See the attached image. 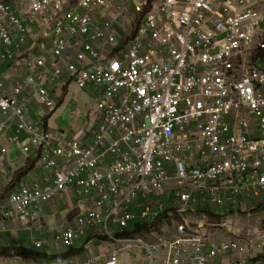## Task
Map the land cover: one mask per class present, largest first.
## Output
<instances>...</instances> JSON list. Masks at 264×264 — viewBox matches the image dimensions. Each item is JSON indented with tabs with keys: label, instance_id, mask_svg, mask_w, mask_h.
Listing matches in <instances>:
<instances>
[{
	"label": "built area",
	"instance_id": "2783aa9c",
	"mask_svg": "<svg viewBox=\"0 0 264 264\" xmlns=\"http://www.w3.org/2000/svg\"><path fill=\"white\" fill-rule=\"evenodd\" d=\"M10 60L27 77L10 94L0 81V142L15 122L11 141L26 138L45 181L12 192L0 220L39 222L72 192L76 217L52 246L89 239L83 264H123L126 252L143 264H264V230L232 219L264 205V0H0V63ZM41 73L98 91L91 144L89 129L66 138L29 116L31 94L58 108ZM206 207L220 223L195 214ZM162 215L156 244L116 238Z\"/></svg>",
	"mask_w": 264,
	"mask_h": 264
},
{
	"label": "crops",
	"instance_id": "0c3cea01",
	"mask_svg": "<svg viewBox=\"0 0 264 264\" xmlns=\"http://www.w3.org/2000/svg\"><path fill=\"white\" fill-rule=\"evenodd\" d=\"M12 11L16 16H21L24 12L19 3L10 4ZM22 49H10L15 55L16 60L21 58H28L26 53V47ZM48 45V49H49ZM20 58V59H18ZM12 60L0 63V81L4 82V92L10 94L13 86L18 81H24L27 77V73L22 71L15 65ZM13 64L15 70L18 71V75L15 78L10 76L8 68L10 64ZM51 67V65H49ZM40 79V80H39ZM38 81L46 80L47 87L52 97L57 101L58 108L53 113H48L45 109L36 104L31 94L25 98V101L21 100V103L27 109L29 116L35 121H43L45 126L48 127V131L52 133H59L66 138H70L73 133L79 129H89L90 135L87 143L91 144L94 139L95 131L97 128L98 120L93 116V110H95V103L99 96L98 91L94 88H89L85 91L78 90L75 85L70 84L66 78L57 79L53 81L51 75L41 73ZM67 90V92H66ZM72 100L75 110L73 113H77L75 116V124L73 130H70V124L60 121V113L68 105V101ZM38 106L40 109L38 111ZM88 106V107H86ZM47 115H50L47 116ZM49 117V118H48ZM57 120V122H56ZM46 129V128H45ZM15 136V122L11 126V129L5 135V139L0 142L1 147H10V152L6 157L0 155V207L6 209L9 208V195L12 192L19 189L23 184L28 182H38L43 184L45 181V173L42 168H39L38 158L35 152L25 156L22 152V143L27 142L25 137H20L18 142H12L11 140ZM11 138V139H10ZM20 180H16L18 173L30 169ZM77 205V197L74 193L69 192L63 195L61 198L56 199L52 203L45 205L42 212V219L39 222L24 223L20 222L14 214L9 217L2 218L0 220V250H5L10 247H19L25 249H34L35 242H46L45 247L41 250H36L48 256L64 255L68 251H60L56 247L52 246L55 241V237L69 227L75 217H70V212L74 211ZM76 214V213H75ZM88 240L79 242L76 250L81 251V254L68 261H49V260H25L22 258H10L2 256L0 258V264H72L73 262H79L81 264L90 260V253L85 251V245ZM59 252H58V251ZM100 251V248L96 249ZM121 261L123 264H143L145 262L144 255H131L126 253L122 254Z\"/></svg>",
	"mask_w": 264,
	"mask_h": 264
},
{
	"label": "rangeland",
	"instance_id": "374dc122",
	"mask_svg": "<svg viewBox=\"0 0 264 264\" xmlns=\"http://www.w3.org/2000/svg\"><path fill=\"white\" fill-rule=\"evenodd\" d=\"M8 73H10V76H13L15 75V78L17 77L18 75V71L15 70V67H13V64L11 63L10 64V67L8 68ZM67 92V90H66ZM38 108V111H39V107L36 106ZM88 107V106H86ZM75 110V107L73 106V103H72V100H69L68 101V105H66V107L62 110V112L60 113V121L59 122H66V123H69L70 124V130H73V126L75 124V116L76 114L73 113ZM50 117V115H47ZM48 117V118H49ZM57 122V120H56ZM58 123V122H57ZM9 199H10V195L8 196ZM76 212L75 211H72L70 212V216H69V219L70 217H75V214ZM197 215H199L200 217H202L204 220H206V222H208L210 225L212 226H215L217 225L218 223H220V217H218L216 215V212L208 207L206 208H200L198 211H196ZM232 219H234L235 221V224H236V227L237 229H239L240 231H243L245 233H248L249 231L255 229V228H259L261 230H264V210L260 213H252L251 215L249 214H238V213H232ZM163 226L162 225L161 227H157V228H152V229H149L148 231H146L145 233H143L142 235H140L139 237L142 238L145 242L151 244V245H154L157 243V236L159 234L162 233V230H163ZM218 230L217 234H221V235H224V236H229L230 234L229 233H226V232H222L221 228H215ZM247 240H249L247 238ZM246 240V242H247Z\"/></svg>",
	"mask_w": 264,
	"mask_h": 264
},
{
	"label": "trees",
	"instance_id": "16d2710c",
	"mask_svg": "<svg viewBox=\"0 0 264 264\" xmlns=\"http://www.w3.org/2000/svg\"><path fill=\"white\" fill-rule=\"evenodd\" d=\"M31 171L30 169H27L25 171H21L18 173V177H16V180H20L22 177H24L25 175H27V173H29ZM264 210V205L262 207H260L256 213H260ZM163 218H165V215H162V217L158 220L155 221L154 223H142V224H136L131 230H125L124 232L118 230L117 234H116V238L118 239H129L135 236H140L143 233H145L146 231H148L149 229L157 228V227H161L162 223H163ZM105 241H108V239H104ZM81 254V251L79 250H70L68 252H66L64 255H57V256H48V255H44L41 252H38L34 249H25V248H19V247H10L8 249L5 250H0V258L2 256L5 257H10V258H22L25 260H37V259H42V260H49V261H68L72 258L77 257L78 255Z\"/></svg>",
	"mask_w": 264,
	"mask_h": 264
},
{
	"label": "clouds",
	"instance_id": "9594fccd",
	"mask_svg": "<svg viewBox=\"0 0 264 264\" xmlns=\"http://www.w3.org/2000/svg\"><path fill=\"white\" fill-rule=\"evenodd\" d=\"M35 250V249H34ZM86 251V250H85Z\"/></svg>",
	"mask_w": 264,
	"mask_h": 264
}]
</instances>
